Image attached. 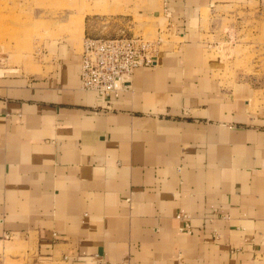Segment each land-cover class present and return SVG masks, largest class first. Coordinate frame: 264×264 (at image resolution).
I'll use <instances>...</instances> for the list:
<instances>
[{"label":"crops","instance_id":"crops-1","mask_svg":"<svg viewBox=\"0 0 264 264\" xmlns=\"http://www.w3.org/2000/svg\"><path fill=\"white\" fill-rule=\"evenodd\" d=\"M256 1L240 20L238 0H83L112 27L162 25L115 98L79 90L73 40L0 74V240L48 264H264V68L238 53ZM228 39V64L211 59Z\"/></svg>","mask_w":264,"mask_h":264},{"label":"rangeland","instance_id":"rangeland-1","mask_svg":"<svg viewBox=\"0 0 264 264\" xmlns=\"http://www.w3.org/2000/svg\"><path fill=\"white\" fill-rule=\"evenodd\" d=\"M256 2L258 1L238 0L231 9L236 14L235 17L241 20L256 13H242L245 8L250 10L257 6ZM91 11L96 12L95 3L93 8L88 9L83 0H0V74H16L23 71V68L37 59V55L47 43L64 39L76 42L79 50L84 36L111 39L133 34L147 41L166 43L164 36L157 31L162 25L160 26L155 18L136 15L134 10L131 15L132 23L125 19L119 22L120 25L117 23L118 26L112 27L108 24V17L104 18L106 12L89 13ZM96 17L103 19L98 21ZM104 21L105 24L99 23ZM223 23L224 27L225 20ZM255 31V35L246 36L240 41L250 43L249 46L238 51L248 69H255L257 65L264 68V23ZM227 41L230 42L220 41L217 47L211 49V59L218 58L220 63L228 64L232 58L234 40ZM0 264L48 263L20 237L6 236L0 240Z\"/></svg>","mask_w":264,"mask_h":264},{"label":"built area","instance_id":"built-area-1","mask_svg":"<svg viewBox=\"0 0 264 264\" xmlns=\"http://www.w3.org/2000/svg\"><path fill=\"white\" fill-rule=\"evenodd\" d=\"M159 46L156 41L133 34L111 39L82 37L79 90L104 99L117 97L126 89L135 68L155 64ZM175 219L179 222L178 231L190 234L188 217L176 214Z\"/></svg>","mask_w":264,"mask_h":264}]
</instances>
